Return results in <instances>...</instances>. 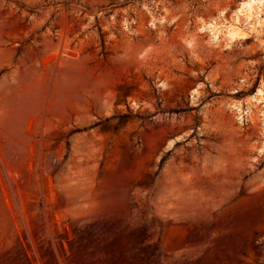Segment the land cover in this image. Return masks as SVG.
Returning <instances> with one entry per match:
<instances>
[{
	"label": "rangeland",
	"instance_id": "1",
	"mask_svg": "<svg viewBox=\"0 0 264 264\" xmlns=\"http://www.w3.org/2000/svg\"><path fill=\"white\" fill-rule=\"evenodd\" d=\"M247 1L0 0V264H264Z\"/></svg>",
	"mask_w": 264,
	"mask_h": 264
},
{
	"label": "bare ground",
	"instance_id": "2",
	"mask_svg": "<svg viewBox=\"0 0 264 264\" xmlns=\"http://www.w3.org/2000/svg\"><path fill=\"white\" fill-rule=\"evenodd\" d=\"M261 0H248L244 4H242V7L239 9V13L241 14H248L249 11H252L254 9H258L261 7ZM236 33L234 31H229L228 36L229 37H234Z\"/></svg>",
	"mask_w": 264,
	"mask_h": 264
}]
</instances>
